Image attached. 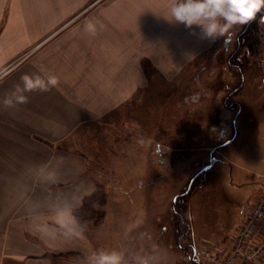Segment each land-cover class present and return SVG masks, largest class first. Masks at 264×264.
I'll return each instance as SVG.
<instances>
[{
	"label": "crops",
	"instance_id": "0c3cea01",
	"mask_svg": "<svg viewBox=\"0 0 264 264\" xmlns=\"http://www.w3.org/2000/svg\"><path fill=\"white\" fill-rule=\"evenodd\" d=\"M169 5L0 0V264H87L98 250L91 234L104 223L89 226L76 211L105 185L99 170L109 162L106 155L117 147L125 155L163 146V115L153 96L169 89L172 97L186 87L190 81L182 76L191 77L194 65L211 53L227 57L223 38L213 42L198 29L169 22ZM89 20L96 24L94 36L85 30ZM226 64L220 75L235 74ZM25 75H55L58 84L26 92L27 103L5 107L3 100L14 99ZM151 123L154 130L147 129ZM141 138L152 145L138 144ZM220 213L225 223L228 214ZM223 229L206 243L227 246L231 234Z\"/></svg>",
	"mask_w": 264,
	"mask_h": 264
},
{
	"label": "rangeland",
	"instance_id": "374dc122",
	"mask_svg": "<svg viewBox=\"0 0 264 264\" xmlns=\"http://www.w3.org/2000/svg\"><path fill=\"white\" fill-rule=\"evenodd\" d=\"M254 26L246 40L251 49L237 52L235 65L229 56L244 25L236 26L225 43L227 57L211 53L194 65L191 77L182 76L190 81L186 87L172 97L169 89L153 96L163 115L161 157L130 150L122 155L119 147L106 155L109 162L99 170L101 188L109 194L107 205L100 206L106 220L82 221L104 223L91 234L99 241L98 250L121 251L126 264L138 252L150 256L152 264H195L194 246L216 235V228L225 226L223 235H230L241 222L244 209L264 186V23L259 19ZM226 59L235 74L220 75ZM238 83L237 91L233 87ZM152 126L147 129L154 130ZM135 136L132 132L131 143ZM214 156L218 162L195 175ZM181 200L187 203L190 229L177 243L172 213L176 203L182 207ZM220 211L228 214L225 223Z\"/></svg>",
	"mask_w": 264,
	"mask_h": 264
},
{
	"label": "clouds",
	"instance_id": "9594fccd",
	"mask_svg": "<svg viewBox=\"0 0 264 264\" xmlns=\"http://www.w3.org/2000/svg\"><path fill=\"white\" fill-rule=\"evenodd\" d=\"M169 22L182 24L186 29H198L202 38L215 42L223 38L225 43L230 41L232 30L236 26L247 25L253 21L258 13L260 21L264 23V0H170L168 8ZM85 30L95 35L96 24L91 20L85 24ZM23 87L17 86L13 92V98L6 97L3 100L5 107H14L27 103L26 92L48 91L50 87L58 84L55 75H49L47 79L37 75L22 77ZM19 93V94H17ZM138 144L151 146V139H139ZM162 145H155V152L161 157L164 152ZM82 230V229H81ZM87 264H126L125 254L116 249L92 251L87 258ZM131 264H152V258L141 253H134Z\"/></svg>",
	"mask_w": 264,
	"mask_h": 264
},
{
	"label": "built area",
	"instance_id": "2783aa9c",
	"mask_svg": "<svg viewBox=\"0 0 264 264\" xmlns=\"http://www.w3.org/2000/svg\"><path fill=\"white\" fill-rule=\"evenodd\" d=\"M243 216V221L233 228L227 246L217 248L206 243L194 246L195 264H263L264 186L248 203Z\"/></svg>",
	"mask_w": 264,
	"mask_h": 264
},
{
	"label": "trees",
	"instance_id": "16d2710c",
	"mask_svg": "<svg viewBox=\"0 0 264 264\" xmlns=\"http://www.w3.org/2000/svg\"><path fill=\"white\" fill-rule=\"evenodd\" d=\"M260 15L261 13H258L256 18L253 21L249 22L247 25H244L242 30H240V32L238 33L235 49L229 56V62H231L232 66L235 65L233 61H235L236 59L237 52L239 53V51L244 46L250 47V44L247 43L246 40L249 38V35L253 31V28L255 27L254 25L258 23L260 19ZM106 200H107V194L105 193V191L102 190L101 185H99L96 192L93 195L87 197L84 200L83 205L79 209H77L78 211H76V218L81 221L86 220L87 218L98 220L101 217L102 219V217L104 216V211L100 210L101 209L100 206L105 204ZM176 200L175 202H177ZM182 202L184 201L181 200L180 203ZM185 204L187 203L184 202V204L180 208L178 206V203H176V205L173 208L172 215L174 218L172 220V226L175 231L177 243L180 238L187 237L186 233L190 229L189 219L187 215L185 214V211H186ZM89 208L90 209L92 208V209L90 210Z\"/></svg>",
	"mask_w": 264,
	"mask_h": 264
},
{
	"label": "water",
	"instance_id": "95a60500",
	"mask_svg": "<svg viewBox=\"0 0 264 264\" xmlns=\"http://www.w3.org/2000/svg\"><path fill=\"white\" fill-rule=\"evenodd\" d=\"M213 159H214V158H211L210 163H208L207 165L203 166L200 170L197 171V173H199V172H201V171H203V170L208 169V168L211 166V163H212ZM197 173H196V174H197ZM196 174H195V175H196ZM195 175L192 176V179L190 180V183H191L192 180L194 179ZM190 183H189V184H190Z\"/></svg>",
	"mask_w": 264,
	"mask_h": 264
},
{
	"label": "flooded vegetation",
	"instance_id": "af4514ba",
	"mask_svg": "<svg viewBox=\"0 0 264 264\" xmlns=\"http://www.w3.org/2000/svg\"><path fill=\"white\" fill-rule=\"evenodd\" d=\"M196 173H197V172H196ZM196 173H195V174H196ZM199 173H200V172H199ZM197 174H198V173H197ZM188 188H189V187H187V189H188ZM184 192H185V191H184ZM182 195H184V194L180 193V195H179V196H182ZM176 199H177V198H176Z\"/></svg>",
	"mask_w": 264,
	"mask_h": 264
}]
</instances>
